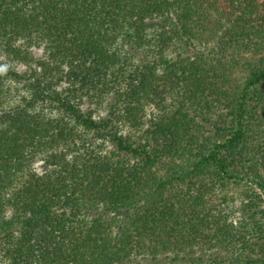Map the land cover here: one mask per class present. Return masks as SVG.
Returning <instances> with one entry per match:
<instances>
[{
	"label": "trees",
	"instance_id": "16d2710c",
	"mask_svg": "<svg viewBox=\"0 0 264 264\" xmlns=\"http://www.w3.org/2000/svg\"><path fill=\"white\" fill-rule=\"evenodd\" d=\"M0 264H264V0H0Z\"/></svg>",
	"mask_w": 264,
	"mask_h": 264
},
{
	"label": "rangeland",
	"instance_id": "374dc122",
	"mask_svg": "<svg viewBox=\"0 0 264 264\" xmlns=\"http://www.w3.org/2000/svg\"><path fill=\"white\" fill-rule=\"evenodd\" d=\"M32 52H33V54L35 55V57H39L41 54H42V51L40 50V49H36V48H33L32 49ZM19 70H23L24 69V66H21V65H18V67H17ZM83 109H88V105H87V103H85V104H83V107H82ZM98 112L100 113V114H103L104 113V111L101 109V110H98Z\"/></svg>",
	"mask_w": 264,
	"mask_h": 264
}]
</instances>
